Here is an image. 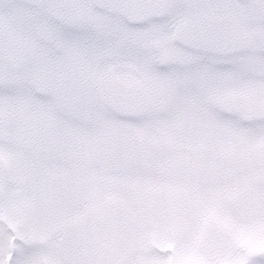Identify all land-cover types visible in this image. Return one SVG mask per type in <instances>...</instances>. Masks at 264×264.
Instances as JSON below:
<instances>
[{"label":"snow or ice","instance_id":"snow-or-ice-1","mask_svg":"<svg viewBox=\"0 0 264 264\" xmlns=\"http://www.w3.org/2000/svg\"><path fill=\"white\" fill-rule=\"evenodd\" d=\"M0 264H264V0H0Z\"/></svg>","mask_w":264,"mask_h":264}]
</instances>
